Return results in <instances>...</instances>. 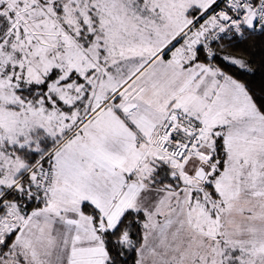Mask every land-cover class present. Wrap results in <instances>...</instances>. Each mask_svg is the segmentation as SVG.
Wrapping results in <instances>:
<instances>
[{
	"label": "snow or ice",
	"instance_id": "6c2138e0",
	"mask_svg": "<svg viewBox=\"0 0 264 264\" xmlns=\"http://www.w3.org/2000/svg\"><path fill=\"white\" fill-rule=\"evenodd\" d=\"M0 264H264V0H0Z\"/></svg>",
	"mask_w": 264,
	"mask_h": 264
}]
</instances>
